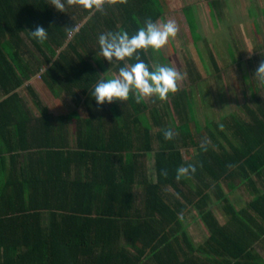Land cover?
I'll return each instance as SVG.
<instances>
[{
	"label": "trees",
	"instance_id": "obj_1",
	"mask_svg": "<svg viewBox=\"0 0 264 264\" xmlns=\"http://www.w3.org/2000/svg\"><path fill=\"white\" fill-rule=\"evenodd\" d=\"M209 4L213 15L222 1L209 0ZM159 5L158 0H127L106 3L103 12H89L79 5H66L65 12H60L51 0H0V165L7 178L4 211H0L4 264H73V260L77 264H138L147 252L168 251L175 245L181 252H193L185 224L192 205L199 207L211 233L210 244L224 248L222 257H229L227 264H264L255 248V242L264 237V225L251 215L257 212L264 217V195L259 196L263 202L254 200L238 211L223 187L228 184L233 191L239 183L252 184L256 175L264 176V96L257 82L245 92L243 107L249 119L230 110L220 122L209 119L205 129L200 123L195 129L192 121L181 116V124L174 127L163 105L151 108L133 97L130 108L117 101L100 105L91 95L99 80L107 79L92 62L100 53L99 35L121 30L134 35L147 19L157 22L164 16ZM189 24L193 31L194 22L189 20ZM37 25L48 31L43 43L30 33ZM74 25L79 31L69 36L66 27ZM137 55L154 70L146 50ZM131 60V64L136 62ZM213 60L220 70L215 56ZM117 62L119 67L125 64ZM43 66H47L45 71ZM34 79L41 80L55 97L64 93L77 107L83 106L87 117L82 118L77 110L66 116L51 114L34 91ZM261 86L264 89V81ZM20 89L32 95L41 110L38 118L21 98ZM188 96L184 91L170 93L167 99L183 115L191 107ZM31 119H38L39 125H25ZM65 119L78 121L72 142L62 137ZM168 128L176 133L170 141L163 134ZM205 141L209 142L206 151L201 148ZM35 153L44 158L35 162L37 169L33 163L28 166L35 169L29 177L28 167L22 163L27 160L25 155ZM152 155L156 180L148 172L147 160ZM190 164L196 166V172L177 181V169ZM19 165L25 171L22 174ZM77 167L94 173L56 174ZM165 170L167 176L162 174ZM19 177L27 179V194L18 188L23 186ZM10 188H17L14 200ZM51 191L65 195L63 205H40ZM213 194L229 216L226 225L209 209ZM44 209L50 211L47 223L41 212ZM111 233H116L115 239L109 238ZM122 235L126 244L119 254H92L99 241L106 248L112 242L116 246ZM127 247H133L137 256Z\"/></svg>",
	"mask_w": 264,
	"mask_h": 264
},
{
	"label": "crops",
	"instance_id": "obj_2",
	"mask_svg": "<svg viewBox=\"0 0 264 264\" xmlns=\"http://www.w3.org/2000/svg\"><path fill=\"white\" fill-rule=\"evenodd\" d=\"M189 5H192V4H189ZM186 10H188V5L184 6V8H180V9L176 10V12L178 11L179 13L183 14L182 22H185L188 25V30L184 29V31H183L179 28L178 31L179 32H185L188 35L189 34L192 35L193 31L191 29V25L188 23V21H189L188 16H187L188 11H186ZM171 11H169L168 13H165L164 16L159 20V22L163 23V22H167L168 20H172L176 23L177 27H180L181 15H180V18H178L176 14L173 17V15L172 16L170 15ZM199 17H200V13H199ZM86 21L87 20H84L83 24ZM113 30H116V28H114ZM191 38H192V36H191ZM177 39L178 38H176V37L170 38L169 42H168L169 45L174 47L175 51H177L176 47H178V45L175 42ZM163 48H161L158 51L153 49V48H148L146 51H147V54L149 56V60L153 64L154 68L156 65H163V66H169V67L174 68V66L171 64L172 63L171 59H169L167 57ZM158 54H160V57H158ZM172 54L175 55L176 52H172ZM162 56L165 57V59H163ZM34 58L37 61H38V59H40L38 55L35 56ZM217 60H218V58H217ZM92 62L94 63L95 68L99 71L100 75H103L108 71L109 72L105 75V77H107V78H111L115 75H118L120 67H119L117 61H113L112 63H109L108 61H106V59L102 58L98 53L97 55H95L93 57ZM131 62H132V60H125L124 63L131 64ZM213 63H214V60H213ZM214 66H215V64H214ZM42 69L45 71L47 69V66H43ZM205 69H206V67H205ZM218 71H221V70H218ZM189 73H190L189 76L193 82V86H191L192 88L178 89V91L176 92V93L180 94V93H183L185 91L186 95H188V94L190 95V96H188V100H190L193 103V106H192V103H189L191 107L189 108V111H187V113H183V115L182 114L179 115L178 113H176L174 104L172 103L173 102L172 99H167L165 101L159 102V99L157 97L153 96L150 98H144L142 100L145 101L151 108L156 104L163 105L166 113L169 112V119H170L171 123L174 125V127H177V126H179V124H181L179 116H181L182 120L192 121L191 122V123H193L192 126H194L195 129H196L198 123L201 124L203 129H205L206 126L208 125L209 119H212V118H214L217 122L222 121L223 117L226 115L224 113L230 111L231 108L229 109V107H225V110L218 117H216L215 113H213V111H212V108L214 106V101H212V104L208 107L207 106L208 95L204 94L202 87L198 88L197 91H195L197 88V85L201 84V82H204L203 76L201 74L202 71L197 70V68L196 69L195 68H189ZM31 84L33 85L34 91H35L39 101L41 102V104L46 109L49 110V112L51 114L57 116L58 114H62V111H63V113L69 114V113L77 110L79 115L82 118H85L81 115V112H80V110L83 109V106L77 107L72 101H71L72 102V104H71L70 101L65 97L64 93H62L61 98H57L53 95L52 91L41 80H37V79L35 80L34 79L31 82ZM194 88H195V90H194ZM19 93L21 95V98L24 99L25 103L27 104V106L30 109L33 116L35 118H38L40 116L41 110H40V108H37L34 105L35 100L33 101L32 95L28 94L27 91H23L22 89L19 90ZM243 95H245V92ZM131 97H133V99L135 100V93L130 94V97L127 101H124V102L117 101V102L120 103L121 107L125 106L126 108H130L129 106H130L131 102L129 100ZM64 100H67L66 103H68L69 105H73L74 108L72 109L70 107L69 110L67 108H65L64 104H63ZM188 100H186V102ZM199 100L207 106V110H205V112H203V113L200 112L201 109L199 107ZM242 100L246 101V97L244 96L239 101L241 102ZM135 102H136V100H135ZM246 103H247V101H246ZM243 104H245V103H243ZM243 108L245 110V113L248 115V113L246 111V107H243ZM65 110H66V112H65ZM194 111H196V115L194 114ZM202 111H204V110H202ZM231 112H235V109L233 108L231 110ZM198 115H200V117L196 118ZM243 116L244 115L242 114V117ZM244 119H249V118H248V116H246V118H244ZM37 120L38 119H31L25 125H29L30 127H36L39 125V124H37V122H38ZM50 121H51V119H50ZM76 123H78V121L75 119H71V120L65 119V126H64L65 129L62 130V133L65 136H62V137L68 139L69 142H72V140H74L75 135L77 134L76 133V130H77L76 129V126H77ZM72 126L75 127L74 130L71 129ZM56 136H58V135H56ZM222 142L227 144L226 140H222ZM26 157H27V160H23L22 165L25 164L26 168H27L31 163H33L34 164L33 166L35 167V169H37L35 162H39L40 160H42L44 158V154L35 153V154H29V156L25 155V158ZM150 158H149V160H147L148 167H149L148 172L150 173L149 175L151 176V178H155V180H156V178H157L156 177L157 171H156V167H155L156 163L151 162ZM28 159H30L29 162H28ZM31 159H33V160H31ZM153 163H154V166H153ZM153 167H154L155 175H152L153 174L152 173ZM21 168H22V166H20V165L17 166L18 171H20L19 173L22 174L25 171H27L26 174L29 177L31 176V173H33L35 171V169H33V168L31 169L29 167L27 168V170L21 171ZM91 172H89L87 167H80V168L77 167V168H72V170H70L69 172L67 171L66 168H64V169H61L60 172L57 171L56 174L58 175L59 173H62L63 176H66V174H67V176L70 174H72V176H76V174L79 173V174H84L82 176H85L86 174H90ZM92 173H94V172H92ZM11 175L13 178V173H11L9 176H11ZM18 179L20 180V182L23 185V186L18 187V188L23 189L25 191V194H27L28 190H29V189H26L27 179L23 178V177H19ZM254 179H255L254 183H252V184L239 183L238 186L236 187V189H234L233 191H231V188L229 187L228 184H224L223 187H224V190H225L227 196L229 197V199H231V201L233 202L234 206L237 208L238 211H242L247 206H249L251 202H254V200L260 199L259 196L264 195V176L259 177L256 175L254 177ZM6 180H7L6 171L0 165V211H4V201H6V195H7ZM15 189H17V188H10L12 200H14L16 198L15 197ZM208 192H211V190H209ZM25 196H26L25 198L28 199V195H25ZM215 196L216 195L213 194L212 198L208 201L209 209L213 210L217 219L221 222L222 225H226V223L229 221V216L226 215L224 208L222 207V205H220L222 203L216 202ZM63 197H65V195L60 197L59 194L57 193V191H51V194L49 196L47 195L41 200L40 205H49V206H51V205L52 206L63 205V203L61 202ZM260 201L263 202L262 199H260ZM85 203L86 202H84V205H85ZM138 203L141 204L140 201H138ZM41 212L45 213L44 214V221L47 223V221L49 219L47 217V213H49L50 211H47V209H44V211H41ZM194 212L197 213V216L194 214ZM189 215H195V217H191L192 218V224L191 225L193 226V224H196L195 225L196 227L192 228L190 232L188 230L190 243H191L193 252H185V253L181 252V250L179 251L177 249V245H175L174 248H170L168 251L160 249L159 252H155L154 254L147 252L146 256L142 258L141 263H138V264H227L229 262V257H222L224 255V248L221 249L218 246H214V245L210 244L211 233L208 230V228L205 226V224H204V222L200 216L199 207L197 208L196 205H192L190 207V211L188 213V218H189ZM251 215L254 216V219L256 220L257 223L264 225V217L261 214L254 212V213H251ZM251 215L248 214L246 217L250 218ZM188 218H187V220H188ZM187 220H186V222H187ZM115 234L116 233L109 234V238L115 239L116 238ZM130 234L133 237L132 233H130ZM1 236H2V234L0 235V237ZM99 237H100L99 238V240H100L101 238H103V235L102 236L100 235ZM118 237H119V235H118ZM120 239H121V242L118 243V245L113 246L114 242H112L111 243L112 246L108 247V248H106V245L104 243H102V241H99L97 247L93 250L92 254L93 255H100V254H104V253H106V254L110 253V254H115V255L119 254L120 251L125 249V248H120V247L123 246L124 244H126V241L123 239V235L120 237ZM182 247H183V244H182ZM255 248H256V253L260 254L264 258V237L261 240L255 242ZM127 250L130 254L137 256L136 255L137 252L135 249H133V247H127ZM185 251H187V250L185 249ZM1 254H2V252H0V264H4L5 261H4V258L1 257ZM88 260H91V258L90 259L88 258ZM71 263L77 264L78 262L73 260ZM234 263H235V261H233L232 264H234ZM93 264H95V263H93Z\"/></svg>",
	"mask_w": 264,
	"mask_h": 264
},
{
	"label": "rangeland",
	"instance_id": "obj_3",
	"mask_svg": "<svg viewBox=\"0 0 264 264\" xmlns=\"http://www.w3.org/2000/svg\"><path fill=\"white\" fill-rule=\"evenodd\" d=\"M221 1V10L215 9L212 15L209 0H158L159 6H162L165 13L172 10L171 16L174 17L176 14L180 18L181 15L178 29L188 30V25L182 22L183 14L176 12L177 9L188 5L186 10L188 20L194 22L192 35L177 32L178 39L175 41L178 45L177 51L169 44L163 49L167 57L171 59L174 68L185 75V78L179 82L178 89L192 88L193 82L189 76V68H197L202 71L204 82H201L200 86L197 85L194 90L197 91L202 87L204 94L208 95V107L214 101L212 111L216 117L225 110V107H229L230 110L234 108L240 111L244 115L243 118H246L247 114L243 108V103L246 101H239L245 96L244 92L247 93L253 82H257L260 88L258 91L264 96L262 81L254 74L261 60H264V0ZM28 47L30 52H33L35 56L38 55L30 42ZM213 56L218 58L221 71L214 66ZM245 75L249 77H246L249 82H245ZM68 100L72 104L69 98ZM66 101H63L64 107L68 110L70 107L73 109V105H69ZM207 106L199 100L200 112H205ZM80 112L83 117L87 116L84 109ZM66 115L64 113L62 116ZM198 117L200 115L196 118ZM71 129L74 130L75 127L72 126ZM150 160L155 162L154 155ZM152 173L155 175L154 167ZM194 214L197 216L196 212ZM195 215H189L185 223L189 232L196 227V224L191 225V217Z\"/></svg>",
	"mask_w": 264,
	"mask_h": 264
},
{
	"label": "clouds",
	"instance_id": "obj_4",
	"mask_svg": "<svg viewBox=\"0 0 264 264\" xmlns=\"http://www.w3.org/2000/svg\"><path fill=\"white\" fill-rule=\"evenodd\" d=\"M127 3V0H51L58 11L65 12L67 6H82L89 12H103L104 5L115 3ZM68 35H74L79 31L77 25L66 27ZM178 32L176 23L172 20L167 22H153L150 18L145 21V26L139 28L136 34L129 35L127 31L106 32L100 34L98 42L100 46L99 55L112 63L113 61H125L135 58L134 64L125 63L119 68L118 75L111 78L101 79L95 85L91 95L100 105L105 102L111 104L114 101H127L130 94L135 93V100L140 103L144 98L157 97L160 101L167 100L170 93L178 91L179 82L185 78V75L177 69L169 66L156 65L154 70L150 71L149 66L144 63L137 55L139 50L153 48L160 50L168 44L170 38H175ZM31 35L39 42L43 43L48 38V31L40 25L35 30L30 31ZM109 72V71H108ZM108 72L101 76H105ZM255 76L264 81V60H261ZM222 127V126H221ZM164 138L173 140L176 133L168 128L164 130ZM208 141L202 142L201 148L207 150ZM196 172L195 165L180 166L177 169L176 179L188 177ZM167 176V171L162 173ZM183 218V214H179Z\"/></svg>",
	"mask_w": 264,
	"mask_h": 264
}]
</instances>
